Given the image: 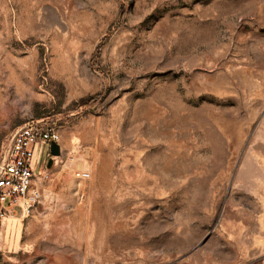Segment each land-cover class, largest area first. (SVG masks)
<instances>
[{
  "label": "rangeland",
  "instance_id": "374dc122",
  "mask_svg": "<svg viewBox=\"0 0 264 264\" xmlns=\"http://www.w3.org/2000/svg\"><path fill=\"white\" fill-rule=\"evenodd\" d=\"M30 120L0 264H264V0H0V163Z\"/></svg>",
  "mask_w": 264,
  "mask_h": 264
},
{
  "label": "built area",
  "instance_id": "2783aa9c",
  "mask_svg": "<svg viewBox=\"0 0 264 264\" xmlns=\"http://www.w3.org/2000/svg\"><path fill=\"white\" fill-rule=\"evenodd\" d=\"M58 141V133L44 127L42 120L27 121L13 133L0 163V220L15 214L16 206L28 214L40 200L42 189L32 164L34 151L36 145L49 147ZM74 177L84 180L89 175L78 170Z\"/></svg>",
  "mask_w": 264,
  "mask_h": 264
},
{
  "label": "water",
  "instance_id": "95a60500",
  "mask_svg": "<svg viewBox=\"0 0 264 264\" xmlns=\"http://www.w3.org/2000/svg\"><path fill=\"white\" fill-rule=\"evenodd\" d=\"M49 153L51 156H58L60 154V147L57 143H51L49 145Z\"/></svg>",
  "mask_w": 264,
  "mask_h": 264
},
{
  "label": "bare ground",
  "instance_id": "6f19581e",
  "mask_svg": "<svg viewBox=\"0 0 264 264\" xmlns=\"http://www.w3.org/2000/svg\"><path fill=\"white\" fill-rule=\"evenodd\" d=\"M7 217H13L12 215L11 216H7ZM6 217H4L3 219H5Z\"/></svg>",
  "mask_w": 264,
  "mask_h": 264
},
{
  "label": "crops",
  "instance_id": "0c3cea01",
  "mask_svg": "<svg viewBox=\"0 0 264 264\" xmlns=\"http://www.w3.org/2000/svg\"><path fill=\"white\" fill-rule=\"evenodd\" d=\"M34 158V157H33ZM36 171V169H34Z\"/></svg>",
  "mask_w": 264,
  "mask_h": 264
}]
</instances>
